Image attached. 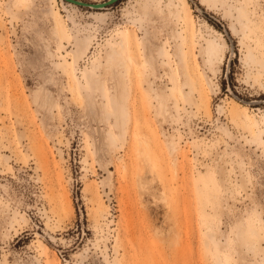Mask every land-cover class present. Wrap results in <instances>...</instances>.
I'll return each mask as SVG.
<instances>
[{"label": "rangeland", "instance_id": "374dc122", "mask_svg": "<svg viewBox=\"0 0 264 264\" xmlns=\"http://www.w3.org/2000/svg\"><path fill=\"white\" fill-rule=\"evenodd\" d=\"M23 1L0 0V264H264V150L245 126L254 115L264 137V0H181L194 23L198 106L179 89L165 102L172 76L182 85L186 71L182 20L167 0H150L148 11L138 0H28L15 10ZM55 7L62 37L50 30ZM209 32L226 45L216 76L200 53ZM87 34L90 49L72 63L75 40ZM120 35L134 55L126 54L125 140L110 115L86 104L110 107L114 78L103 73L99 90L84 73ZM248 49L258 62H246ZM40 85L47 105L33 100ZM138 139L149 143V162ZM249 225L254 242L244 238Z\"/></svg>", "mask_w": 264, "mask_h": 264}, {"label": "bare ground", "instance_id": "6f19581e", "mask_svg": "<svg viewBox=\"0 0 264 264\" xmlns=\"http://www.w3.org/2000/svg\"><path fill=\"white\" fill-rule=\"evenodd\" d=\"M53 1L56 2V0H53ZM210 1L211 0H202L201 4L203 3L209 4ZM137 2H138V5H140L145 11L149 10V7L151 5L150 0H138ZM90 5L91 7H95V8L102 7V6H99L100 4L97 6V3H91ZM165 5L168 7V13L171 17L182 20L180 31H181L183 40H182L180 49L183 54L184 65L186 66V71L184 73V81L182 85L178 84L175 76H172L171 81L173 83V88L170 89L169 93L164 94L165 102L171 96L176 97L178 99L177 90L179 89L180 91H182L186 102L195 104L198 106L196 102V97L194 96V92L197 91L198 79L195 75L191 73L190 62H189V59H190L189 54L191 51L190 44L192 41L191 37L194 33V23L192 21L188 22L186 20L185 15H184L185 7L182 4L181 0H167V3ZM31 6H32V2H29L28 0H26V1H23L22 3L16 4L15 10L16 9L17 10L27 9V8L29 9ZM169 7H172V9H170ZM235 11L237 13V16L235 17V19L240 24L241 29L243 31L248 29L250 26V20L248 16L247 17L244 16L242 6L235 8ZM107 15L108 14L105 12L104 13L96 12L93 16L95 18L105 20ZM60 16L61 14H60L59 8L55 7L54 10L52 11L53 22L51 24L50 30L52 31V33H54V35L58 37H62V32H63L62 24L60 22ZM206 28L208 29V27ZM213 35L209 32L204 37V43L200 45V53L203 56V58L209 63L210 70L212 71V74L214 76L215 71H216L215 65L222 62L224 58V48L226 45H225L224 40L221 37L218 38ZM91 43H92V36L90 34L84 35L83 37L75 40L74 49L69 53L72 59V63H76L79 57L90 49ZM127 47H128V41L126 37L120 35L117 38H114L113 42L108 43L107 50L105 51V54L103 57L104 62L97 61L91 65L92 67L91 69H88L87 67L84 68V73L87 79L89 80V82L93 84V86L96 89L103 90V86H104L103 73L110 76L111 78H114V82H115L114 90H113L114 92L111 95V98H110L111 100L109 101L110 107H108L107 104L105 103L96 102V101L91 100L90 98L86 99L87 100L86 104H88L91 109H94L100 116L110 115L113 118V122L115 126L120 131V134H119L120 137L124 140L126 136L125 128H126L127 121L129 120V112L127 110L125 101L129 93L128 90L130 89L129 88L130 82L127 79V77H129L130 75V69H129V63H128L126 54L130 55V57L133 58L134 60V55L131 52L129 53L127 52ZM250 60H253L255 62L257 61L256 55L254 54L252 49H248V52L246 55V62L249 63ZM259 64L261 65L262 68H264V59H262V61H259ZM63 71L67 72L64 69ZM140 74L142 76L145 75V70L141 69ZM66 76L69 82V87L70 89H72L74 87L73 73L67 72ZM204 76L206 78V82L209 87V90L210 91L214 90L217 84L213 81L212 77L206 74ZM254 77L256 78V76ZM141 81H143L142 77H141ZM186 87L188 88V90H186ZM154 92H155V97L160 96V94L156 90ZM48 94H49V90H46L42 85H40L32 94L33 100L37 104H46L48 101L47 99ZM164 106H166V103L164 104ZM243 109L247 111L246 107H243ZM256 125H257V120L255 116L248 114V118L245 123V126L249 129L250 136L252 137L250 141L256 142L258 145L262 146L264 150V137L262 136V133L260 132V130L257 128ZM108 134L110 135V138H112L114 141L116 140L117 137L113 134L111 130L108 132ZM102 139H105V135H102ZM112 144L113 143L111 142V146L109 145L111 148L113 146ZM137 144H138V150H139L138 155L139 156L141 155L144 158V160H147V162H149L151 160V157L148 152L149 151L148 141L138 139ZM167 147L169 148L170 152H174L177 150V144L174 141V139H170L169 141H167ZM210 228L211 226L210 224H208L207 229H210ZM256 233H257V229L249 225L247 232L244 235V238L246 239V241L254 242L255 239H253V235H255ZM38 248H39V255H41L43 252V245L41 244V242L38 243ZM114 263L118 264V261L115 260ZM218 264H224V262L221 260H218Z\"/></svg>", "mask_w": 264, "mask_h": 264}, {"label": "water", "instance_id": "95a60500", "mask_svg": "<svg viewBox=\"0 0 264 264\" xmlns=\"http://www.w3.org/2000/svg\"><path fill=\"white\" fill-rule=\"evenodd\" d=\"M74 2H76V3H80V4H87V3H82V2H80V1H74ZM103 4H105V3H102V4H100L99 5V3H97V6L99 5V6H103Z\"/></svg>", "mask_w": 264, "mask_h": 264}]
</instances>
